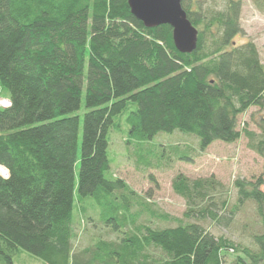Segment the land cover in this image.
<instances>
[{"label": "trees", "instance_id": "1", "mask_svg": "<svg viewBox=\"0 0 264 264\" xmlns=\"http://www.w3.org/2000/svg\"><path fill=\"white\" fill-rule=\"evenodd\" d=\"M254 2L264 12V0ZM182 7L199 31L192 54L177 50L169 25L146 28L129 0H0V100L10 102L0 105V167L9 174L0 173V264H15L20 251L47 264H264V170L235 182L230 210L214 179L177 175L181 219L152 210L111 172L110 133L126 113L125 144L148 166L142 146L159 134L191 135L204 152L238 142L239 118L264 110L259 50L234 44L243 1L226 0L220 11ZM259 132L245 135L264 158V119ZM247 202L263 227L255 250L209 226L230 228ZM146 214L177 226L155 229ZM77 223L101 224L115 239L75 252Z\"/></svg>", "mask_w": 264, "mask_h": 264}, {"label": "rangeland", "instance_id": "2", "mask_svg": "<svg viewBox=\"0 0 264 264\" xmlns=\"http://www.w3.org/2000/svg\"><path fill=\"white\" fill-rule=\"evenodd\" d=\"M240 24L242 33L236 36L234 44L243 45L248 42L254 43L260 53L261 62L264 64V12L257 8L254 0H242ZM188 4L193 3L202 6L204 11L223 10L226 0H187ZM259 4V3H258ZM264 9V5L262 6ZM196 9V7H194ZM1 92V88H0ZM6 93L2 95L5 97ZM4 101L0 100V104ZM6 104V103H4ZM87 112L85 101L82 109L76 113L81 118L80 144L82 142L83 119ZM129 113L117 119L120 127L117 131L110 133L111 145L109 156L112 161L111 172L116 178L124 180L132 190L147 200L152 210L167 214L175 218H183L187 210L186 201L178 196L172 187L173 180L177 175L182 174L190 180L214 179L223 185L226 199L229 202V210L237 204L238 191L235 188L237 180L255 181L264 170V158L256 154L249 146V139L245 132L260 135L259 126L264 119V110L251 108L239 118V130L242 123L245 129L242 138L234 144L216 142L206 151L199 148L197 139L191 135L175 132L173 134H159L151 143L145 144L143 151L150 152L149 164L139 163L137 151L134 147L126 146L125 141L129 133L126 119ZM119 129V131H118ZM187 161L180 160L181 154L189 153ZM148 154V153H144ZM163 154V156H161ZM81 151L79 152L77 170H79ZM154 178V182L151 181ZM264 193V185L261 187ZM220 191L218 190L217 195ZM77 210V209H76ZM148 214H150L148 212ZM146 214L142 222L150 224L155 229L176 227L175 223H165ZM81 221V219H78ZM207 226L209 222H207ZM76 224L78 238L74 242L75 252L90 245L94 240L115 239L109 234L108 229L101 224ZM211 226L216 236H224L236 244L256 249L252 236L263 232L260 219L256 214V205L247 202L239 211L234 223L230 228ZM15 264H47L37 257L20 251L14 259Z\"/></svg>", "mask_w": 264, "mask_h": 264}, {"label": "water", "instance_id": "3", "mask_svg": "<svg viewBox=\"0 0 264 264\" xmlns=\"http://www.w3.org/2000/svg\"><path fill=\"white\" fill-rule=\"evenodd\" d=\"M129 6L135 18L148 29L169 25L174 44L181 54H192L197 50L199 31L189 21L182 0H129ZM1 169V175L8 178V171Z\"/></svg>", "mask_w": 264, "mask_h": 264}, {"label": "bare ground", "instance_id": "4", "mask_svg": "<svg viewBox=\"0 0 264 264\" xmlns=\"http://www.w3.org/2000/svg\"><path fill=\"white\" fill-rule=\"evenodd\" d=\"M238 128H239V125H238ZM244 129H245V123H242V129H238L239 131H241V132H244ZM242 135H243V133H242ZM0 170H2L1 169V167H0Z\"/></svg>", "mask_w": 264, "mask_h": 264}, {"label": "built area", "instance_id": "5", "mask_svg": "<svg viewBox=\"0 0 264 264\" xmlns=\"http://www.w3.org/2000/svg\"><path fill=\"white\" fill-rule=\"evenodd\" d=\"M4 103H6V104H4ZM0 105H3V106H10V102L9 101H4L2 104H0Z\"/></svg>", "mask_w": 264, "mask_h": 264}]
</instances>
